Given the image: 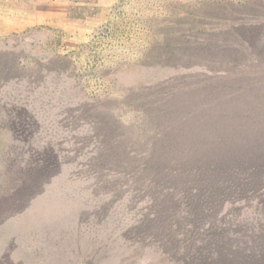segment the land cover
<instances>
[{"label":"rangeland","instance_id":"374dc122","mask_svg":"<svg viewBox=\"0 0 264 264\" xmlns=\"http://www.w3.org/2000/svg\"><path fill=\"white\" fill-rule=\"evenodd\" d=\"M208 234L264 264V0H0V264H194Z\"/></svg>","mask_w":264,"mask_h":264},{"label":"trees","instance_id":"16d2710c","mask_svg":"<svg viewBox=\"0 0 264 264\" xmlns=\"http://www.w3.org/2000/svg\"><path fill=\"white\" fill-rule=\"evenodd\" d=\"M196 238H194V241L198 242L200 246H198V244L195 248L188 246L189 248L192 249V256L194 254H200L198 256H195L196 259L193 260L194 264H198V263L199 264H204V263L212 264L211 262L219 263L220 261H218L216 258H221V259L225 257L229 258L231 256L233 257L235 254L238 253L237 247H235V249L230 248L232 250L226 249V247L221 248V246L219 245V242H217L215 238H211V234H208L207 236L202 237L201 239L199 238L200 240L198 239V237ZM187 242L192 244L190 239ZM221 251H222V254H220ZM202 257H204L205 259L200 260ZM189 262H191V260H189L188 263Z\"/></svg>","mask_w":264,"mask_h":264},{"label":"crops","instance_id":"0c3cea01","mask_svg":"<svg viewBox=\"0 0 264 264\" xmlns=\"http://www.w3.org/2000/svg\"><path fill=\"white\" fill-rule=\"evenodd\" d=\"M45 8V9H44ZM54 7H33L31 18L34 22H48L54 17Z\"/></svg>","mask_w":264,"mask_h":264}]
</instances>
